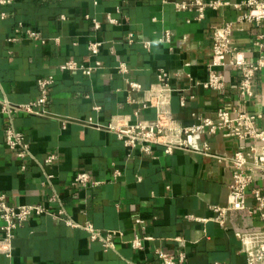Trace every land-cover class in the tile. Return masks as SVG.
I'll return each instance as SVG.
<instances>
[{
	"label": "crops",
	"instance_id": "crops-1",
	"mask_svg": "<svg viewBox=\"0 0 264 264\" xmlns=\"http://www.w3.org/2000/svg\"><path fill=\"white\" fill-rule=\"evenodd\" d=\"M176 1L15 0L0 5L5 13L0 19V108L3 100L37 101V80L53 78L46 103L34 112H0V192L12 206L41 204L50 212L64 213L63 218L30 216L13 231V254L0 252V264H161L157 250L174 256L184 252L185 264H246L235 233L260 229L259 218L232 212L226 229L211 220L210 206L226 204L231 175L227 163L197 152L165 154L162 146L145 154L125 148L107 128L115 116L134 120L137 110L138 118L155 120V109L141 107L142 92H131L127 79L147 88L161 70L171 74L177 90L170 94V107L183 121H189L192 112L212 115L218 106L237 98L238 77L232 70H223L226 90L219 92L192 86L189 80L206 79L211 29L234 19L236 12L209 9L203 20L188 22L191 14L177 12ZM27 29L38 32L45 43L27 39ZM165 30L170 31L169 41H158ZM256 30L251 26L233 36L248 59L254 57ZM130 33L132 42L127 41ZM142 38L152 40L149 48L143 47ZM90 42L100 43L96 54L89 51ZM69 60L84 67H94L96 61L99 65L89 75L62 70ZM188 60L194 63L184 65ZM121 63L127 73L118 71ZM254 84V99L239 106L263 114L264 126V70ZM182 95L185 107L179 105ZM9 125L22 132L28 144L23 159L5 146ZM206 140L215 154L243 145L220 135ZM200 145L195 139L194 147ZM50 155L56 159L46 162ZM80 171H86L93 184L72 185ZM53 194L58 200L50 202ZM248 203L253 204L249 197ZM66 220L117 232L113 249L104 251L86 230ZM5 236L0 230V239ZM135 238L141 248L131 247Z\"/></svg>",
	"mask_w": 264,
	"mask_h": 264
},
{
	"label": "built area",
	"instance_id": "built-area-1",
	"mask_svg": "<svg viewBox=\"0 0 264 264\" xmlns=\"http://www.w3.org/2000/svg\"><path fill=\"white\" fill-rule=\"evenodd\" d=\"M15 0H0V5L13 3ZM177 12H189L187 21H201L205 18L207 10L221 11L232 9L236 12L234 19H224L221 25L211 29L210 56L205 64L207 77L205 80H192L191 85H200L204 89L213 91L226 90V78L223 70H232L238 77L236 85L237 98L225 102L216 108L212 115H202L192 112L189 121H183L170 107V94L177 90L171 85V74L161 70L158 80L147 88H143L139 82L127 79L131 92H142L140 101L142 108H154L155 120L149 121L138 118V110L134 112L135 119L128 116H115L107 125L109 131L115 133L125 148L137 149L142 153L151 154L154 146H162L165 154H171L175 150L197 152L215 158L218 162L227 163L231 169L230 178L226 184L227 198L224 206L212 205L214 212L211 220L222 229H226V221L232 212H245L249 216L256 215L262 227L250 232H236V237L241 242V251L246 256V264H264V126L261 125L263 114L250 113L239 106V102L247 103L254 99L256 94L255 79L264 70V0H179L174 2ZM5 13L0 11V19ZM62 19L65 17L62 15ZM111 22L115 20L110 19ZM95 27L98 23L94 22ZM257 30L253 34L252 47L254 57L248 59L234 42L236 32L249 27ZM25 37L31 41L45 43V39L33 30H25ZM170 31L157 37L158 41H169ZM16 41V38H8ZM57 40V39H56ZM134 36L130 33L127 41L132 42ZM144 48H149L152 40L142 38L140 40ZM100 43L90 42L88 49L92 54L98 52ZM194 60L184 62V65H192ZM94 67H84L75 61L64 62L62 70H79L89 75ZM121 73L128 70L124 64L117 67ZM178 75V74H177ZM52 76L39 78L37 87L40 98L35 102L24 104H12L6 100L1 102L0 112L12 115L16 112H34L38 105H44L48 99ZM192 97V96H190ZM186 97L180 96L179 105L186 106ZM98 109V107H95ZM220 135L223 138L235 139L243 142V145L224 154H215L210 150L209 136ZM5 146L11 150L15 157L23 159L28 154V144L22 132L12 125L5 128ZM200 140V148L194 147V140ZM56 159V155L48 156L45 161ZM24 169V166H21ZM114 175L118 171L114 170ZM95 183V182H94ZM93 184L90 175L86 171L78 172L73 178L72 185L86 187ZM248 197L253 204L248 203ZM55 194L49 197L50 202L57 201ZM50 214L56 218H63V210L57 213L50 212L41 204H18L9 205L4 193L0 192V220L3 225L0 230L5 232V238L0 239V252L10 257L13 254L10 238L13 231L24 225L30 216ZM197 219V218H195ZM200 220V219H198ZM66 222L73 226H80L70 220ZM82 227L87 231L93 241H98L104 251L113 249V237L117 232H101L87 223ZM116 233V234H115ZM133 248H141L140 240L135 238L130 243ZM161 264H185L186 255L179 252L175 256L161 250L156 251ZM213 264H220L214 262Z\"/></svg>",
	"mask_w": 264,
	"mask_h": 264
}]
</instances>
